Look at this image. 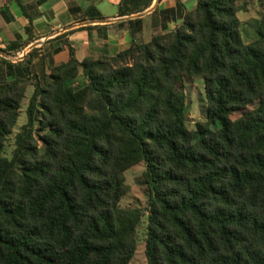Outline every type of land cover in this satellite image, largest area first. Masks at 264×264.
Segmentation results:
<instances>
[{
    "label": "trees",
    "instance_id": "trees-1",
    "mask_svg": "<svg viewBox=\"0 0 264 264\" xmlns=\"http://www.w3.org/2000/svg\"><path fill=\"white\" fill-rule=\"evenodd\" d=\"M152 1L122 0L118 16ZM242 6L177 3L148 43L81 62L68 47L48 75L33 73L35 49L21 62L0 57V264H130L144 213L119 204L124 173L141 163L147 264H264V0L244 24ZM169 22L180 24L169 32ZM119 26L134 37L142 19ZM197 78L206 121L189 131L184 82Z\"/></svg>",
    "mask_w": 264,
    "mask_h": 264
},
{
    "label": "crops",
    "instance_id": "crops-1",
    "mask_svg": "<svg viewBox=\"0 0 264 264\" xmlns=\"http://www.w3.org/2000/svg\"><path fill=\"white\" fill-rule=\"evenodd\" d=\"M122 0H0V50L11 43L20 48L9 54L11 57L25 59L35 49L31 61L33 73L48 75L52 65L66 63L69 49L74 51L78 62L92 56H114L127 49L134 40L137 42L147 30L162 33V17L159 12L173 9L177 3L193 9L197 0H159L154 10L142 17V32L131 37L126 27L119 26L118 6ZM153 0L152 5H154ZM150 6V7H151ZM95 10L99 18L90 19L87 12ZM156 11V12H155ZM90 20L113 21L104 25V30L84 29L83 24ZM126 22V21H124ZM180 22L166 23L169 32ZM95 26V25H89ZM103 26V25H101ZM105 33V38L103 34ZM30 49V47H32ZM12 63H16L10 61Z\"/></svg>",
    "mask_w": 264,
    "mask_h": 264
},
{
    "label": "rangeland",
    "instance_id": "rangeland-1",
    "mask_svg": "<svg viewBox=\"0 0 264 264\" xmlns=\"http://www.w3.org/2000/svg\"><path fill=\"white\" fill-rule=\"evenodd\" d=\"M153 2V1H152ZM237 3L243 5L244 10L237 13V18L244 24L250 21L259 20L261 12V0H237ZM152 7V6H151ZM241 37L244 42H250L253 32L247 26L240 27ZM161 32L147 30L140 37L137 44L148 43L153 37L160 35ZM97 57V56H96ZM184 93L186 96L187 105V129L193 131L197 124H203L206 121V106L204 101L203 81L202 79H187L185 80ZM83 84L81 74L72 82L73 87H78ZM33 88L29 85L25 89L24 98L21 102V111L13 130V134L7 138L4 145V155L10 157L14 149V135L19 132V129L26 122L25 111L28 105L29 98ZM240 114H235L232 119H236ZM35 139L38 138L35 136ZM38 145L40 142L38 141ZM145 171L144 165L138 164L124 173L125 183L128 187L126 195L121 199L119 206L121 208H137L143 212L140 224L135 231V253L130 264H147L145 257V239H146V206H147V188L143 184L142 174Z\"/></svg>",
    "mask_w": 264,
    "mask_h": 264
},
{
    "label": "water",
    "instance_id": "water-1",
    "mask_svg": "<svg viewBox=\"0 0 264 264\" xmlns=\"http://www.w3.org/2000/svg\"><path fill=\"white\" fill-rule=\"evenodd\" d=\"M159 0H155V3L154 5H152V7H150L149 9H147L146 11L142 12V13H138V14H135V15H131V16H126V17H119L118 19H115L114 22H124V21H129V20H134V19H141L142 17H144L145 15L147 14H150L156 4L158 3ZM110 22H113V21H107V20H90L88 22H85L83 25L84 26H89V25H106V24H109ZM32 47H30V49H32ZM0 57L5 59V60H8V61H13V62H17L19 61L21 58H16V57H11L9 54L3 52L0 50Z\"/></svg>",
    "mask_w": 264,
    "mask_h": 264
}]
</instances>
